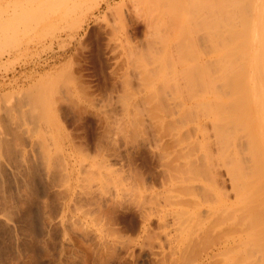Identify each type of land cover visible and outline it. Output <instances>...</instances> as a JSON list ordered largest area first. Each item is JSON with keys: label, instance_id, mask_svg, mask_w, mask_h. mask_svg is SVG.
I'll list each match as a JSON object with an SVG mask.
<instances>
[{"label": "rangeland", "instance_id": "rangeland-1", "mask_svg": "<svg viewBox=\"0 0 264 264\" xmlns=\"http://www.w3.org/2000/svg\"><path fill=\"white\" fill-rule=\"evenodd\" d=\"M0 264H264V0H0Z\"/></svg>", "mask_w": 264, "mask_h": 264}, {"label": "bare ground", "instance_id": "bare-ground-1", "mask_svg": "<svg viewBox=\"0 0 264 264\" xmlns=\"http://www.w3.org/2000/svg\"><path fill=\"white\" fill-rule=\"evenodd\" d=\"M226 54H227V52H223V53H222V57L225 58ZM202 74H203V73H202ZM220 74H222V73H220ZM220 74H219V75H220ZM213 76H214V75H213ZM213 76H212V77H213ZM217 76H218V75H217ZM214 78H216V77H214ZM214 78H213V79H214ZM218 78H219V79L222 78V79H220V80H223V76H220V77H218ZM218 78H217V79H218ZM201 79H202V78H201ZM204 79H205V78H204ZM213 79H212V80H213ZM219 79H218V80H219ZM205 81H207V83L210 84V87L212 86L211 84L214 82V81H213V82H212V81L210 82V80H209V82H208L207 79H205ZM220 82H221V81H220ZM213 89L215 90V88H213ZM213 93H214V92H213ZM216 93H217V92H216ZM216 93H214V94H216ZM217 94H218V93H217ZM217 97H220V95L218 94ZM217 99H219V98H217ZM219 100L221 101V99H219ZM221 102H222V104H221ZM221 102H219V103H220L219 105L215 104V106H212V107H216V105H217V107L220 106V107H218V109L222 108L221 111L218 110L217 107H216V108H211V109H213V110L215 109V110H214V111H210L211 113L209 112V114L212 115V114H215L216 112H217V114H219V113L222 114V115L219 114L220 116L217 115V116H216V119H218L217 117H219V118L222 117V119H223L224 121H225V119H226L227 122H223V123L219 122V123H217V122L219 121V120H218L216 123H214V122H212V123H213V125L216 124L215 127H217V130H218V127L220 128V127L222 126V124H223V126L225 125L224 127L222 126V127L220 128V129H223L222 131L225 132V131H227V128H226V127L228 126V125H226V124H228V121H231V119L233 120L232 123H234V120H235V117H234V116H235V115L232 114V113H234V112L232 111V112H231V115H230V112H229L228 115L225 114V116H223V115H224V114H223V111H224L225 113H228L227 110H228L229 108L227 109V107H225L226 105L224 106V104H223L224 102H223V101H221ZM222 105H223V106H222ZM224 109H226L227 112H226ZM215 111H216V112H215ZM218 112H219V113H218ZM207 114H208V113H207ZM207 114H206V115H207ZM209 114H208V115H209ZM215 115H216V114H215ZM232 115H233L234 118L232 117ZM228 116H229V117H232V118L229 120V117H228ZM207 117H208V116H207ZM211 117H213V116H211ZM211 117H210V118H211ZM213 120H214V118H212V121H213ZM214 121H215V120H214ZM220 124H221V125H220ZM234 125H235V124H234ZM198 128H199V127H198ZM217 133H218V137H217L218 140H219L220 142L224 143L223 141H224V140L226 141V138L223 139V137H225L226 134H224L223 132L220 133V134H222V135L224 134L223 136H221V138L223 139V141H221L222 139L219 138V137H220L219 130H218ZM154 136H155V135H154ZM226 137H227V136H226ZM228 137H229V136H228ZM153 138H154V137H153ZM220 147H221V146H220ZM233 190H234V192H235V194H236V198H237V197H238V190L236 189L235 186H233ZM217 195H218V199L220 200V202H219L218 200H217V201L215 200L216 202H215V201L213 202V203H215V204H214L215 206H217V205L220 206L221 204L224 205V207H222L224 211H225L226 209L230 208L231 205H232V206H231V210L236 206V203H233V202L229 203V202H228V200L226 199V197H227V194H226V193H222V194H220V195L217 194ZM217 202H218V204H217ZM216 204H217V205H216ZM229 205H230V206H229ZM219 208H220V207H219ZM257 209H258V208H257ZM253 210H254V208H253ZM258 210H259V209H258ZM261 210H262V209H261V207H260V210H259V214H260V215H262V213H260ZM255 215H257V213H256V214L254 213V216H255ZM195 217H196V216H195ZM254 218H256L255 220H256V223H257V224H259L258 221L261 222V219H260L261 217H260V216H255ZM257 218H259L260 220H259V219L257 220ZM253 221H254V220H253ZM252 226H254V224H253ZM233 241H234V240H233ZM235 241H237V240L235 239ZM238 241H239V240H238Z\"/></svg>", "mask_w": 264, "mask_h": 264}]
</instances>
